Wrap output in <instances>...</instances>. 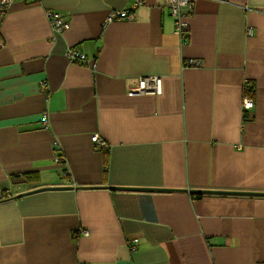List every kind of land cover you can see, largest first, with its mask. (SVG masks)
Instances as JSON below:
<instances>
[{
    "label": "crops",
    "instance_id": "0c3cea01",
    "mask_svg": "<svg viewBox=\"0 0 264 264\" xmlns=\"http://www.w3.org/2000/svg\"><path fill=\"white\" fill-rule=\"evenodd\" d=\"M191 2L182 35L166 0L0 15V264H264V0Z\"/></svg>",
    "mask_w": 264,
    "mask_h": 264
},
{
    "label": "built area",
    "instance_id": "2783aa9c",
    "mask_svg": "<svg viewBox=\"0 0 264 264\" xmlns=\"http://www.w3.org/2000/svg\"><path fill=\"white\" fill-rule=\"evenodd\" d=\"M14 0H0V15H4L9 5ZM126 1V0H122ZM142 4V0H133V7H138ZM192 2L191 0H166V6L169 10L171 17L174 19L175 32L178 35H182L187 28L186 19L192 11ZM48 22L50 23L54 32L59 33L68 28V24L64 21L63 17L53 11H46L45 13ZM133 18L132 14L128 11H114L112 12L107 21L111 20H131ZM106 21V22H107ZM3 44L0 41V48ZM66 59L69 63L72 64H88L91 68H95V63L93 60H88L86 55L80 49H67L64 53ZM188 66H198L196 61H188ZM162 92V80L157 76H146L140 77L137 80L136 85L132 86L127 95L129 97L138 96V95H154L158 96ZM254 107L253 101L244 96L242 97V108L245 111L252 110ZM92 142L96 143L99 147H104V142L98 137V135H93L91 137ZM55 163L58 166H62L63 161L60 156L55 157ZM61 171V170H60ZM65 171H61L60 174L63 175ZM83 236H87V232L82 233ZM135 242V241H134Z\"/></svg>",
    "mask_w": 264,
    "mask_h": 264
},
{
    "label": "water",
    "instance_id": "95a60500",
    "mask_svg": "<svg viewBox=\"0 0 264 264\" xmlns=\"http://www.w3.org/2000/svg\"><path fill=\"white\" fill-rule=\"evenodd\" d=\"M46 189H55V188H40V189H37V190H34V191H32V192H35V191H39V190H46ZM191 193H199V194H204V193H212V192H207V191H190ZM216 193V192H215ZM217 193H219V194H232V195H234V194H241V195H252L253 193H236V192H217ZM25 194H28V193H25ZM22 195H24V194H21V195H19V196H22Z\"/></svg>",
    "mask_w": 264,
    "mask_h": 264
},
{
    "label": "trees",
    "instance_id": "16d2710c",
    "mask_svg": "<svg viewBox=\"0 0 264 264\" xmlns=\"http://www.w3.org/2000/svg\"><path fill=\"white\" fill-rule=\"evenodd\" d=\"M194 194V197H200V196H202V194H199V193H193Z\"/></svg>",
    "mask_w": 264,
    "mask_h": 264
}]
</instances>
